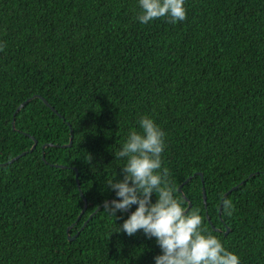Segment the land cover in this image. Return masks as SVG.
Here are the masks:
<instances>
[{
  "label": "trees",
  "instance_id": "obj_1",
  "mask_svg": "<svg viewBox=\"0 0 264 264\" xmlns=\"http://www.w3.org/2000/svg\"><path fill=\"white\" fill-rule=\"evenodd\" d=\"M184 7L183 22L142 24L139 0H0V164L27 151L0 165V264H155L154 237L118 232L137 205L104 210L143 116L186 213L264 264V0Z\"/></svg>",
  "mask_w": 264,
  "mask_h": 264
},
{
  "label": "clouds",
  "instance_id": "obj_2",
  "mask_svg": "<svg viewBox=\"0 0 264 264\" xmlns=\"http://www.w3.org/2000/svg\"><path fill=\"white\" fill-rule=\"evenodd\" d=\"M185 0H139L141 8L137 19L142 24L167 17L170 23L187 19ZM6 45L0 44V51ZM141 131L129 133L116 158H127L122 168V181H109L117 200L104 202V210L115 216L137 205L135 211L119 227L128 236L142 230L154 237L162 250L155 264H241L240 258L227 250L214 235L203 228V217L198 211L186 213L168 180V170L162 171V153L165 150L162 129L148 116L139 121ZM155 194V202L152 197ZM227 215L234 209L232 202L223 200Z\"/></svg>",
  "mask_w": 264,
  "mask_h": 264
},
{
  "label": "water",
  "instance_id": "obj_3",
  "mask_svg": "<svg viewBox=\"0 0 264 264\" xmlns=\"http://www.w3.org/2000/svg\"><path fill=\"white\" fill-rule=\"evenodd\" d=\"M33 97H39V98H41L43 101H44V103L46 104V105H48L49 106V104L40 96V95H33ZM32 97H28L27 99H25L24 101H22L21 103H19L18 105H17V107L15 108V112H14V115H15V113L16 112H18L28 101H30V99H31ZM50 108L55 112V113H57V111L53 108V107H51L50 106ZM14 122V116H13V118H12V123ZM71 144V138H70V140H69V142L67 143V144H65V145H62L63 147H65V146H69ZM53 144L52 143H46V144H44L43 145V148H45L46 146H52ZM35 146H36V140H34V143H33V145L30 147V149L28 150V151H32L34 148H35ZM27 151H22L21 153H19V154H17L16 156H14V157H12L11 159H9L8 161H6V162H4V163H1L0 165H5V164H7V163H11V162H13L15 159H18L19 157H21V156H23V155H25V153H26ZM44 153L42 152V159L44 160ZM53 166H55V167H64V165H61V164H53ZM200 175H201V173H199ZM191 178V176H189V177H187L185 180H184V182L182 183V184H184L186 181H188L189 179ZM244 181H241L239 184H242ZM182 184H180L179 186H178V191H180L181 193H182V190H181V186H182ZM238 184V185H239ZM238 185H235V186H232L230 189H228V191H226L224 194H223V198H224V196H226L229 192H231L234 188H236ZM202 191H203V195H202V197H203V201H204V203L206 202V194H205V191H204V189H203V187H202ZM182 197L183 198H185L186 200H187V202H188V204H187V207L185 208V211L190 207V202L188 201V199L186 198V196L182 193ZM223 198L221 199V202H220V206H219V214L221 213V205H222V201H223ZM98 208H99V206H98ZM97 208V209H98ZM127 212H130L129 210H126ZM82 212V211H81ZM131 213V212H130ZM79 217V216H78ZM206 218H207V220L208 221H210V218L206 215ZM86 221L87 220H85L84 222H83V225L80 227V230L83 228V226L86 224ZM214 230H220V229H218V228H216L215 226H211ZM229 230V228H227L226 229V231L225 232H227ZM69 227H67L66 228V233H67V237H68V239L69 240H71V239H73L75 236H76V234L75 235H73V236H70V234H69Z\"/></svg>",
  "mask_w": 264,
  "mask_h": 264
}]
</instances>
